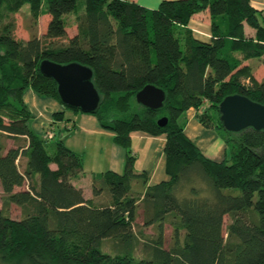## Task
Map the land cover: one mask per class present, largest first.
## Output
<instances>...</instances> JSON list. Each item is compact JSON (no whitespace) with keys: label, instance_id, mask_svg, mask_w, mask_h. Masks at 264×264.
<instances>
[{"label":"trees","instance_id":"trees-1","mask_svg":"<svg viewBox=\"0 0 264 264\" xmlns=\"http://www.w3.org/2000/svg\"><path fill=\"white\" fill-rule=\"evenodd\" d=\"M24 6L28 39L15 34V14ZM203 11L210 20L208 42L188 26ZM43 14L50 18L40 36ZM68 16L76 27L71 36ZM43 59L92 69L100 94L93 114L126 150L121 174L92 175L97 200L70 181L82 170L81 156L52 140L63 112L53 114L42 135L31 127L27 89L60 101L56 82L39 69ZM257 63L264 66V17L250 0H162L156 8L136 0H0V263L264 264V132L228 131L218 110L234 93L264 104V80L253 75ZM146 84L166 92L162 107L136 101ZM189 107L225 142L223 160L205 157L184 133ZM162 116L167 122L159 125ZM133 130L166 138L169 180L144 192L132 187L146 179L129 152ZM139 203L142 227L136 230ZM11 204L20 218L7 214ZM167 223L172 233L165 247ZM150 225L155 236L143 234ZM108 237L115 250L104 252ZM140 244L143 255L136 257Z\"/></svg>","mask_w":264,"mask_h":264},{"label":"crops","instance_id":"crops-1","mask_svg":"<svg viewBox=\"0 0 264 264\" xmlns=\"http://www.w3.org/2000/svg\"><path fill=\"white\" fill-rule=\"evenodd\" d=\"M136 1L144 7L156 8L162 0ZM250 3L254 8L261 11L264 17V0H250ZM21 11H26L25 15L27 16V8L21 9ZM20 12L15 14L16 19ZM49 18L48 14L39 16L37 27L40 36L45 33ZM188 26L192 29L197 39L210 41V20L206 11L193 15ZM69 27L75 29L72 34L76 33L74 24L66 26L67 33ZM22 39H28V36L22 37ZM247 63L248 61L244 62V64ZM261 66L263 65H260L259 69L257 66L255 71H253L257 81H260L258 80V75H256L260 69V76L264 78V70H262ZM23 99L32 114L31 127L41 135L50 127L53 114L63 112V119L57 120L52 127V137L53 139H61L67 147L81 156L82 171L79 174L87 173L89 184L75 183L73 180H76V175L70 181L75 186L82 188L85 198H94L91 189L93 174L107 170L117 174L123 172L126 150L113 141V132L101 127L93 113L67 110L60 101L47 96H39L31 89H27L24 92ZM197 113L198 110L194 107H189L185 111L184 133L205 157L214 161L223 160L227 156L225 142L213 128L206 127L198 121ZM165 142L164 134L152 135L141 130L130 132L129 152L135 158L134 170L136 172H144L146 175L145 183L141 179L132 183L134 189L144 192L148 185L169 180V175L165 171ZM50 166L52 168L56 167L55 164ZM97 198L99 196H95L94 199L97 200Z\"/></svg>","mask_w":264,"mask_h":264},{"label":"water","instance_id":"water-1","mask_svg":"<svg viewBox=\"0 0 264 264\" xmlns=\"http://www.w3.org/2000/svg\"><path fill=\"white\" fill-rule=\"evenodd\" d=\"M41 73L57 84L61 103L72 109L94 113L100 102V94L93 82L90 67L78 62L57 63L43 59L39 64ZM166 92L152 84H146L135 93L136 101L151 109L162 107ZM219 118L223 127L232 132L253 128L264 132V104L253 101L245 95H226L218 104ZM164 125L167 118L158 119Z\"/></svg>","mask_w":264,"mask_h":264},{"label":"rangeland","instance_id":"rangeland-1","mask_svg":"<svg viewBox=\"0 0 264 264\" xmlns=\"http://www.w3.org/2000/svg\"><path fill=\"white\" fill-rule=\"evenodd\" d=\"M26 8H27V6L22 7V9H26ZM25 12L21 11L19 13V15H17V23H18V25H17V28H16L17 29L16 30V36L20 37V38L26 37V36L29 37V35H30L29 31L27 29L25 30V24H26V21H27ZM70 20H72V19H71V17L68 16V18H67V23H68L67 25L68 26L70 25L69 24ZM74 30H75L74 28L69 27L68 35L71 36L72 33L74 32ZM248 30L249 29H247V31ZM251 34H252V31L250 30L248 35H251ZM60 43H61L60 40L57 41V44H60ZM253 60L255 61L256 59H253ZM257 64H258V69H259L260 68V64L259 63H257ZM261 68H262V70H264L263 66H261ZM260 70H258V73H256V75H258V80L261 81V80H264V78H261ZM52 140H55V139L52 138ZM23 163H24V159L21 161V165H20L21 169L23 167ZM76 176H77L76 180L75 179L73 180L75 183H80L81 182L82 185H88L89 184L88 179H87L88 178V174L87 173H84V174H79L78 173ZM77 179H79V180H77ZM16 189H19V188L17 187ZM2 196H3V193H2V190H1V187H0V207L2 206ZM141 212H142V209H141V205L139 203L138 204V210H137V217H136V220H135V222H137V226L135 227L136 230H138V229H140L142 227L141 226V224H142ZM7 214L10 217H12V218H17V219L22 216L20 208L17 205H15V204H11L9 206V208L7 209ZM228 221H229L228 216L227 215L224 216V224H223V231L224 232H225V225L227 224ZM171 233H172V231H171L170 225L168 223L165 224V230H164V246L165 247H168L169 244L171 243ZM143 234L145 236H149V237L155 236V234H156L155 226H151L150 225V226L143 227ZM141 238H142V242H145V239L143 237H141ZM113 242H114V240L111 237L104 238V240L102 242L101 249L104 252L114 251L115 249L112 248V246H111L112 245L111 243H113ZM142 249H143V245H141V244L138 245V247H137V249L135 251V256L136 257H141L143 255Z\"/></svg>","mask_w":264,"mask_h":264}]
</instances>
